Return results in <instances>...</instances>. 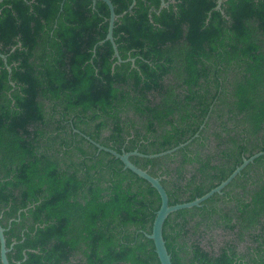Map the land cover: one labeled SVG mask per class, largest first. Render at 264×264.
Listing matches in <instances>:
<instances>
[{"label": "trees", "instance_id": "obj_1", "mask_svg": "<svg viewBox=\"0 0 264 264\" xmlns=\"http://www.w3.org/2000/svg\"><path fill=\"white\" fill-rule=\"evenodd\" d=\"M218 1L110 0L119 61L104 2L0 0L10 264H160L146 236L157 191L91 141L144 155L184 144L130 157L160 178L169 205L264 151V0ZM212 228L233 239L206 250ZM162 236L172 264H264V156L199 207L169 214Z\"/></svg>", "mask_w": 264, "mask_h": 264}, {"label": "water", "instance_id": "obj_2", "mask_svg": "<svg viewBox=\"0 0 264 264\" xmlns=\"http://www.w3.org/2000/svg\"><path fill=\"white\" fill-rule=\"evenodd\" d=\"M96 1H102L108 7L109 20H108V32L106 35V40H109L112 43L113 49H114V56L117 57L118 60L120 61L116 46L113 43V36H112L114 21L116 19V15L114 13V7H113L112 3L110 2V0H91V2L93 4ZM160 1H161L160 8L166 6V3L164 2V0H160ZM221 1L222 0L218 1L217 8H219ZM0 57L4 61L6 60L4 55L0 54ZM10 71H11V69L8 67V72L10 73ZM91 142L98 149V151H104V152L110 154L111 156L115 157L116 159L120 160L123 164L124 169L130 170L132 173L137 175L139 178L148 182L157 191L159 198H160V206L156 212V215H155V218H154V221L152 224L151 233L146 234V236H147V238H149L153 241L154 246H155V252L157 254V257H158L160 264H172L171 260H170V255L167 252V249L165 246V241H164L163 236H162L163 223L166 220V218L168 217V215L173 213V212H176L178 210L189 209V208H193V207H199L203 201L207 200L212 195L220 194L221 191L244 169L245 166H247L249 163L253 162L254 159H256L260 156H264V151H261V152H258L256 154L250 156L249 158H244L242 163L227 177L226 180L222 181L218 186L211 189L210 191H208L203 196L196 198L191 202H184V203H180V204L169 205L168 196H167L165 188L160 183V178L157 176H152L151 174L148 173L147 170L141 169L138 166H136L135 164H133L130 161V157L138 156V157H143V158H158V157H162V156H165L167 154L173 153L175 150H177L180 146H183L184 144L177 146L173 149L167 150L165 152L158 153V154L144 155V154H141L137 151L127 152V153H118V152H116L110 148L104 147L98 143H95L93 141H91ZM187 143H189V141H187L185 144H187ZM8 251H9V249L6 247V242H5V237H4V229L0 225V262H1V264H10L8 261V258H7V252ZM24 259H25V254H24L23 260ZM16 264H20V262H16Z\"/></svg>", "mask_w": 264, "mask_h": 264}, {"label": "rangeland", "instance_id": "obj_3", "mask_svg": "<svg viewBox=\"0 0 264 264\" xmlns=\"http://www.w3.org/2000/svg\"><path fill=\"white\" fill-rule=\"evenodd\" d=\"M233 235L219 228H212L202 239V245L206 250L217 251V249L223 245L226 241L232 240ZM250 243L238 244L239 250L245 251L249 247Z\"/></svg>", "mask_w": 264, "mask_h": 264}, {"label": "flooded vegetation", "instance_id": "obj_4", "mask_svg": "<svg viewBox=\"0 0 264 264\" xmlns=\"http://www.w3.org/2000/svg\"><path fill=\"white\" fill-rule=\"evenodd\" d=\"M167 5V4H166ZM158 174H160V171L158 172Z\"/></svg>", "mask_w": 264, "mask_h": 264}]
</instances>
